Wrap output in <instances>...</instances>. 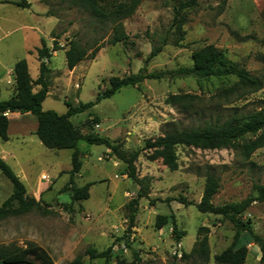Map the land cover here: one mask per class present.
I'll use <instances>...</instances> for the list:
<instances>
[{
  "label": "rangeland",
  "instance_id": "rangeland-1",
  "mask_svg": "<svg viewBox=\"0 0 264 264\" xmlns=\"http://www.w3.org/2000/svg\"><path fill=\"white\" fill-rule=\"evenodd\" d=\"M34 1L39 4L33 5V12L40 8L45 12L42 15L46 19L37 21L40 26L34 23L41 33H14L2 38L0 49L12 45V57L25 59L32 77L40 63L36 52L41 48L39 39L50 46L49 54L56 52L47 61L41 59L50 70L49 94L41 105L43 111L64 115L65 103L73 107L94 102L98 93L109 87L111 77L136 74L143 67L148 73L190 68L192 52L206 45L221 50L253 76L261 75L264 69L259 60L264 57V0H227L221 14H217L220 0H197L198 7L183 13L182 35L169 26L173 7L184 0H143L132 16L120 22L127 41L113 46L108 43L113 25L97 21L71 5V0ZM7 11L6 15L0 11V25L4 29L32 22L27 11L14 7ZM5 16L7 22L1 21ZM180 36L182 40L176 41ZM164 38L166 43L161 51L145 62ZM70 41L78 42L88 55L71 71L66 67L63 52ZM96 47L100 50L91 59ZM234 83L233 78H212L200 86L191 78L171 80L165 76L158 81L145 80L134 87L121 88L91 109L71 116L70 121L82 134H97L120 146L122 151L132 153L140 151L145 140L165 131L223 121L235 108L243 113L257 110L258 102L264 100V85L258 92L244 97L221 96V91ZM13 84L11 76L0 78V101L9 99ZM169 96L193 99L170 106L166 103ZM29 128L31 124L27 123L21 130L25 132ZM16 131L17 128H11L8 146L17 155V167L26 173L23 185L30 191L39 182L40 190L44 191L43 201L40 211L33 209L0 220V246L23 249L27 243L43 245L53 264H71L76 258L81 264H116V255L123 264H216L214 256L230 246L234 231L221 217L201 214L195 208L202 195L205 175L210 173L219 182L212 199L215 206L237 204L254 196L253 184L264 185V147L248 159L233 150L179 147L178 168L174 172H169L160 161H149L147 153L140 151L134 163L135 175L140 180L137 186L127 177L126 166L104 146L80 141L82 166L74 183L78 187L93 185L87 200L73 202L68 191L62 192L69 179L71 151L47 150L38 145L36 137L17 138ZM0 143H3L1 139ZM10 165L16 174L18 168L13 162ZM40 173L48 176V182L38 181ZM9 188V181L0 173V205L10 196ZM180 198L192 205L179 204ZM131 200H136V205L130 225V211L126 207ZM168 215L172 219L157 230L156 217ZM242 219L248 220L253 232L264 239V203H252ZM171 220L183 234L178 242L172 236ZM200 228H203L200 236L207 238V262L192 254ZM245 246L248 253L243 264H264L256 245ZM88 248L97 253L110 249L111 254L107 259H89L85 253Z\"/></svg>",
  "mask_w": 264,
  "mask_h": 264
},
{
  "label": "trees",
  "instance_id": "trees-1",
  "mask_svg": "<svg viewBox=\"0 0 264 264\" xmlns=\"http://www.w3.org/2000/svg\"><path fill=\"white\" fill-rule=\"evenodd\" d=\"M143 0H71V5L83 10L92 18L101 23H111L112 36L108 39L110 45L118 43L125 44L128 36L124 33L121 25V20L129 18L134 14L138 5ZM218 1V0H217ZM227 0H220L217 14H221L224 10ZM16 7L27 9L29 4L25 0H20L14 3ZM198 7L197 0H184L177 6L173 7V16L169 28L175 33L182 35L181 29L185 24L184 11ZM182 40L181 36L179 41ZM165 38L162 40L159 47L153 48L150 55L145 60L156 56L161 47L165 45ZM41 48L36 49L40 57L38 67V76L32 80L29 76L28 66L25 59L18 60L13 67L14 90L9 99L0 101V139L2 142L8 140L7 129L8 120L6 113L30 114L37 121L35 135L41 145L47 150H70V171L69 179L63 187L62 192H69L71 201H84L89 198V190L93 185L87 183L82 187H78L74 183V177L81 170V155L82 152L78 149L80 141L88 145L104 146L111 156L122 162L126 166L127 177L135 185L140 184V180L135 175V161L140 151L147 153L149 161H160L169 172H174L178 168L177 163V148H189L200 151L214 150H233L236 151L242 158L248 159L257 149L264 147V100L258 102L257 110L250 112H241L238 108L233 109L231 114L223 121L219 119L215 122H207L203 126L189 129H172L163 132L159 136L144 141L140 151L126 153L120 149V146L113 145L108 139L101 136L88 133L82 134L70 121V117L83 113L102 99H107L117 93L123 87H134L145 80H161L168 76L171 80L174 79H193L200 86L202 82H207L212 78L227 79L233 78L235 83L229 88L221 91V96L238 95L244 97L249 94H254L261 90L264 85V69L259 76L251 75L247 70L240 67L237 63L230 61L226 55L218 50L213 45H206L199 50L192 52L190 68H179L168 73H148L146 69L141 68L136 74H129L123 77H111L108 80L109 87L102 93H98L94 102L78 103L77 106L71 107L65 103L67 111L64 115H58L53 111H43L42 103L48 94V74L50 70L45 63L41 61L44 58L46 61L49 58V50L46 48L45 42L40 40ZM177 45V44H176ZM100 47H96L90 54L93 59ZM55 51V50H53ZM65 64L69 71L73 70L79 63L88 58L86 50L76 41H70L67 49L64 51ZM264 65V57L259 58ZM37 88L35 91L34 88ZM193 97L188 96H169L166 103L170 106L181 105L184 101L192 100ZM246 138H249L246 140ZM0 173L4 176L12 186L11 195L0 205V220L7 217H17L29 213L34 210H41L42 204L40 200H35L27 195L26 189L20 179L16 176L13 170L0 159ZM219 189L218 179L212 174L205 175L204 186L200 201L195 204V208L201 214H210L219 216L222 220L231 224L234 234L233 240L220 254L214 256L216 264H243L247 256L246 244L251 243L256 245L260 252V261H264V239L253 232L250 222L244 221L242 216L249 206L254 203H264V185L253 184L252 190L254 196L247 198L241 202L229 203L215 206L212 204V199ZM179 204L187 206L192 205L184 198L177 201ZM136 200H131L127 205L130 213L128 221L131 225L134 221V207ZM132 207V208H131ZM171 216H157L155 219V228L157 230L165 226ZM172 236L175 242H178L182 237V233L178 232L173 220ZM198 237L192 254L198 256L204 262H207L209 250L206 235ZM243 239V240H242ZM86 255L89 259L109 258L111 250L107 249L97 253L94 249L88 248ZM134 259L137 260V255L132 251ZM116 264H123V260L119 255H116ZM183 257L185 255L183 254ZM0 263L2 264H53L48 253L41 247L27 243L23 249L7 246H0ZM71 264H81L79 258H76Z\"/></svg>",
  "mask_w": 264,
  "mask_h": 264
},
{
  "label": "crops",
  "instance_id": "crops-1",
  "mask_svg": "<svg viewBox=\"0 0 264 264\" xmlns=\"http://www.w3.org/2000/svg\"><path fill=\"white\" fill-rule=\"evenodd\" d=\"M19 1L20 0H0V11H1V14H5L6 15L7 12H8L7 9H9L10 7H14L17 10L21 9V11H27V13H28V15H29V17H30V19L32 20L33 23L32 22L19 23L13 29H4L3 28L4 26L0 25V42H1L2 38L6 39L7 37H10L12 34L17 33V32H22L23 35H25L27 31L41 33V31H40L41 28L40 27L39 28L36 27V25L34 23L37 22V21H41V18H45V16L42 15V14L45 13L44 10H42L40 8L39 11L36 10L35 12H33V8H32L33 5L39 4V3L35 2L34 0H25V2L27 4H29V8H27V9H22V8L16 7L14 5V3H17ZM18 15H21V14H18ZM1 21L7 22L6 16ZM37 24H39V26H40V22H37ZM40 40H42V39H39V41ZM49 47H47V45H46V48H49ZM4 48L0 49V78L4 77L5 75L13 77V72L12 71H13L14 64L20 59L18 57H12V55L14 53V49H13L12 45H10L8 47H4ZM25 50H27V52L29 51L28 48H26ZM52 54L51 55L54 57V55H56V52H52ZM27 66H28V71L27 72L29 73L30 78L32 80H35V78H37V76H38L37 70H36L37 73L32 77L30 75V72H29L30 71L29 70V64H27ZM13 82H14V79H13ZM7 83L9 84V83H11V81H7ZM13 90H14V87H13ZM10 96H9V98H10ZM32 117L33 116L30 115V114H19V113H8L6 115V118L8 120V129H7L8 140L6 142H3L2 144L0 143V159H2L9 167L11 166L10 165L11 162L14 163L15 167H17L19 165L17 163L18 159H17L16 153L13 150H11V148L8 146V142H9L10 136H11L10 135L11 134V128H17L18 131H16V134L18 136L17 138H19V139H23L24 140L28 136L30 138L36 137L35 131H36V128H37V121H36L35 117L34 118H32ZM27 123L31 124V128H29L28 131L24 132V131L21 130V128H24V126ZM38 145L42 146L40 142L38 143ZM10 168H12V167H10ZM17 168H18V171L16 173L17 177L20 179V181L22 183H24L25 178H26L25 177L26 173L22 170V168H19V167H17ZM41 175L42 174L40 173V176L38 177V181L41 180ZM39 184H40L39 182H36L33 185V187H31L30 191H28L26 188L25 189H26L27 195L33 197L37 201L38 200L43 201L42 200V195H43L44 191L40 190L41 186ZM10 189H11V192H12V186H11V188H9V190ZM10 195H11V193H10ZM39 247H41L42 249L47 251V248H45L43 245H39ZM0 264H2V263H0Z\"/></svg>",
  "mask_w": 264,
  "mask_h": 264
},
{
  "label": "built area",
  "instance_id": "built-area-1",
  "mask_svg": "<svg viewBox=\"0 0 264 264\" xmlns=\"http://www.w3.org/2000/svg\"><path fill=\"white\" fill-rule=\"evenodd\" d=\"M7 114H8V113H6L5 116H6ZM41 180L48 182V176H46L45 174H42V175H41Z\"/></svg>",
  "mask_w": 264,
  "mask_h": 264
}]
</instances>
